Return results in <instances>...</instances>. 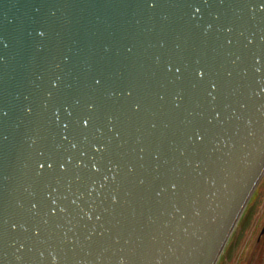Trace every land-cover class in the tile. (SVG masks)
<instances>
[{
	"label": "water",
	"instance_id": "1",
	"mask_svg": "<svg viewBox=\"0 0 264 264\" xmlns=\"http://www.w3.org/2000/svg\"><path fill=\"white\" fill-rule=\"evenodd\" d=\"M262 5L0 0V264H216L264 174Z\"/></svg>",
	"mask_w": 264,
	"mask_h": 264
},
{
	"label": "rangeland",
	"instance_id": "2",
	"mask_svg": "<svg viewBox=\"0 0 264 264\" xmlns=\"http://www.w3.org/2000/svg\"><path fill=\"white\" fill-rule=\"evenodd\" d=\"M264 174L216 264H264Z\"/></svg>",
	"mask_w": 264,
	"mask_h": 264
},
{
	"label": "snow or ice",
	"instance_id": "3",
	"mask_svg": "<svg viewBox=\"0 0 264 264\" xmlns=\"http://www.w3.org/2000/svg\"><path fill=\"white\" fill-rule=\"evenodd\" d=\"M264 6V5H262ZM201 75H203V72L200 73ZM212 87L215 88L216 85L215 84H212ZM137 108H139V104L136 105ZM89 121L88 120H84V123L87 124Z\"/></svg>",
	"mask_w": 264,
	"mask_h": 264
}]
</instances>
